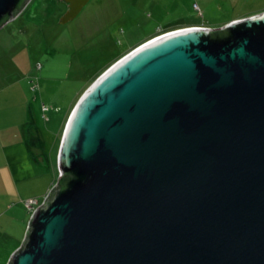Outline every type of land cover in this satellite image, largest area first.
Here are the masks:
<instances>
[{
	"label": "water",
	"instance_id": "obj_1",
	"mask_svg": "<svg viewBox=\"0 0 264 264\" xmlns=\"http://www.w3.org/2000/svg\"><path fill=\"white\" fill-rule=\"evenodd\" d=\"M24 1L0 0V25ZM195 25L148 36L81 90L5 264H264V8Z\"/></svg>",
	"mask_w": 264,
	"mask_h": 264
},
{
	"label": "rangeland",
	"instance_id": "obj_2",
	"mask_svg": "<svg viewBox=\"0 0 264 264\" xmlns=\"http://www.w3.org/2000/svg\"><path fill=\"white\" fill-rule=\"evenodd\" d=\"M24 2L0 37V264L56 180L67 112L100 70L152 32L219 27L264 8V0H86L63 19L62 0Z\"/></svg>",
	"mask_w": 264,
	"mask_h": 264
},
{
	"label": "crops",
	"instance_id": "obj_3",
	"mask_svg": "<svg viewBox=\"0 0 264 264\" xmlns=\"http://www.w3.org/2000/svg\"><path fill=\"white\" fill-rule=\"evenodd\" d=\"M1 25H2V24H1ZM1 25H0V37H3L2 28H3L4 25H2V26H1ZM148 35H149V34H148ZM146 37H148V36L146 35ZM143 38H145V37H143ZM143 38H142V39H143ZM137 42H138V40H137ZM0 52H1V49H0ZM0 92H1V88H0ZM8 100H9V99H8ZM27 140H28V144H29L30 142H32V141H31V138H30L29 136H27ZM14 142H15V141H12L11 143H14ZM16 142L20 143V144H21V147H24L22 141H20V140H16ZM18 143H17V144H18ZM26 147H27V146H26Z\"/></svg>",
	"mask_w": 264,
	"mask_h": 264
},
{
	"label": "flooded vegetation",
	"instance_id": "obj_4",
	"mask_svg": "<svg viewBox=\"0 0 264 264\" xmlns=\"http://www.w3.org/2000/svg\"><path fill=\"white\" fill-rule=\"evenodd\" d=\"M63 1V4L65 6V8L67 7V0H62ZM196 26V25H195ZM179 27V26H178ZM176 28V27H175ZM171 29H174V28H169V30ZM169 30H166V31H169ZM164 32H166L165 30H163Z\"/></svg>",
	"mask_w": 264,
	"mask_h": 264
},
{
	"label": "built area",
	"instance_id": "obj_5",
	"mask_svg": "<svg viewBox=\"0 0 264 264\" xmlns=\"http://www.w3.org/2000/svg\"><path fill=\"white\" fill-rule=\"evenodd\" d=\"M48 187H49V186H48ZM47 189H48V188H47ZM47 189H46V191H47ZM46 191H45V192H46ZM45 192L43 193L42 197L44 196ZM26 199H27V198H26ZM29 199H30V198H28V200H29ZM32 200H33V199H32ZM34 201H35V200H34ZM24 203H25V202H24ZM28 204H30V203H28ZM24 205H25V204H24ZM34 206H35V204H34L33 206H31V207H29V206H28V207H29L30 210H31Z\"/></svg>",
	"mask_w": 264,
	"mask_h": 264
},
{
	"label": "trees",
	"instance_id": "obj_6",
	"mask_svg": "<svg viewBox=\"0 0 264 264\" xmlns=\"http://www.w3.org/2000/svg\"><path fill=\"white\" fill-rule=\"evenodd\" d=\"M154 33H156V32H152L151 34H154ZM151 34H150V35H151Z\"/></svg>",
	"mask_w": 264,
	"mask_h": 264
},
{
	"label": "clouds",
	"instance_id": "obj_7",
	"mask_svg": "<svg viewBox=\"0 0 264 264\" xmlns=\"http://www.w3.org/2000/svg\"><path fill=\"white\" fill-rule=\"evenodd\" d=\"M165 30V29H164ZM159 32H161V31H159ZM157 33V32H156Z\"/></svg>",
	"mask_w": 264,
	"mask_h": 264
},
{
	"label": "bare ground",
	"instance_id": "obj_8",
	"mask_svg": "<svg viewBox=\"0 0 264 264\" xmlns=\"http://www.w3.org/2000/svg\"><path fill=\"white\" fill-rule=\"evenodd\" d=\"M164 33V32H163Z\"/></svg>",
	"mask_w": 264,
	"mask_h": 264
}]
</instances>
